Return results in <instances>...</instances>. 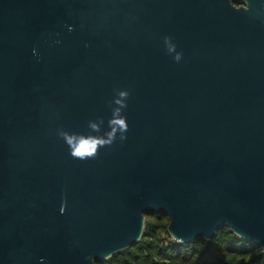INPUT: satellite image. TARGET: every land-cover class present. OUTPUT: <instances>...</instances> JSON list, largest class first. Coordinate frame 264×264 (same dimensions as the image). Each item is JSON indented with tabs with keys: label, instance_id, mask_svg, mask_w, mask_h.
Returning a JSON list of instances; mask_svg holds the SVG:
<instances>
[{
	"label": "water",
	"instance_id": "obj_1",
	"mask_svg": "<svg viewBox=\"0 0 264 264\" xmlns=\"http://www.w3.org/2000/svg\"><path fill=\"white\" fill-rule=\"evenodd\" d=\"M116 90L126 140L71 157ZM149 214L264 249V0H0V264L105 261Z\"/></svg>",
	"mask_w": 264,
	"mask_h": 264
},
{
	"label": "trees",
	"instance_id": "obj_2",
	"mask_svg": "<svg viewBox=\"0 0 264 264\" xmlns=\"http://www.w3.org/2000/svg\"><path fill=\"white\" fill-rule=\"evenodd\" d=\"M168 223L163 215L145 216L138 243L95 264H264L262 249L242 240L226 226L209 241L182 245L161 238L162 234L169 237Z\"/></svg>",
	"mask_w": 264,
	"mask_h": 264
},
{
	"label": "clouds",
	"instance_id": "obj_3",
	"mask_svg": "<svg viewBox=\"0 0 264 264\" xmlns=\"http://www.w3.org/2000/svg\"><path fill=\"white\" fill-rule=\"evenodd\" d=\"M71 31V29H69ZM164 44L168 54L175 53L173 59L179 63L182 59V53L176 51V45L172 42V39L168 36L164 37ZM35 55V52H34ZM130 93L126 90H116V98L112 103L116 106L112 108L111 118L108 120V127L110 131L105 132L103 135H83V134H70L66 131H59L58 135L64 140L70 150V155L73 158L85 161L87 159H94L98 155V150L105 146H111L117 139L121 142L126 140V133L128 131V124L126 117L122 114L123 110L127 108L126 101L128 100ZM104 124L102 118H98L97 121H89L88 128L91 132L100 133L101 126ZM63 213V209H61Z\"/></svg>",
	"mask_w": 264,
	"mask_h": 264
},
{
	"label": "rangeland",
	"instance_id": "obj_4",
	"mask_svg": "<svg viewBox=\"0 0 264 264\" xmlns=\"http://www.w3.org/2000/svg\"><path fill=\"white\" fill-rule=\"evenodd\" d=\"M161 238H162L165 242H166L167 240H172V238L170 237V235H169V237H168V236L165 235V234H162Z\"/></svg>",
	"mask_w": 264,
	"mask_h": 264
},
{
	"label": "built area",
	"instance_id": "obj_5",
	"mask_svg": "<svg viewBox=\"0 0 264 264\" xmlns=\"http://www.w3.org/2000/svg\"><path fill=\"white\" fill-rule=\"evenodd\" d=\"M173 240V239H172ZM262 252H264V249H262Z\"/></svg>",
	"mask_w": 264,
	"mask_h": 264
},
{
	"label": "flooded vegetation",
	"instance_id": "obj_6",
	"mask_svg": "<svg viewBox=\"0 0 264 264\" xmlns=\"http://www.w3.org/2000/svg\"><path fill=\"white\" fill-rule=\"evenodd\" d=\"M236 7H240V5L236 6Z\"/></svg>",
	"mask_w": 264,
	"mask_h": 264
}]
</instances>
